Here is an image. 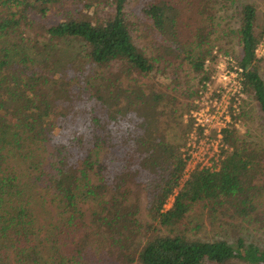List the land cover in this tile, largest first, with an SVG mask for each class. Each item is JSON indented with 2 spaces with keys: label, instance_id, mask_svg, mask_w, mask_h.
Wrapping results in <instances>:
<instances>
[{
  "label": "trees",
  "instance_id": "obj_1",
  "mask_svg": "<svg viewBox=\"0 0 264 264\" xmlns=\"http://www.w3.org/2000/svg\"><path fill=\"white\" fill-rule=\"evenodd\" d=\"M257 16V0H0V264H264ZM215 48L250 107L185 177L182 116Z\"/></svg>",
  "mask_w": 264,
  "mask_h": 264
},
{
  "label": "rangeland",
  "instance_id": "obj_2",
  "mask_svg": "<svg viewBox=\"0 0 264 264\" xmlns=\"http://www.w3.org/2000/svg\"><path fill=\"white\" fill-rule=\"evenodd\" d=\"M257 3V21L258 23H261L264 20V0H257ZM198 19L199 17H196V20ZM215 51L218 54V58L214 65L213 73L211 74V81L208 82L205 87L201 88L198 96L193 100L194 107L182 116V122L189 126V131L186 132L184 144L182 145V150L185 152V155L189 156L187 158L188 163L190 160L189 169H192V166H203L214 169L218 164L219 159V150L218 145L216 146L214 132L202 134V132L194 125L190 116V111L199 107L200 104L209 103L210 101L217 99L218 101H222V106L227 105L230 114V121H232L233 118L236 119L238 129L243 132L245 127L244 119L246 116H242V113L250 107V104H248V101L250 100L249 96L242 91L240 93L237 92L238 76L235 73L236 65L234 59L231 55L224 54L216 48ZM257 54L262 61V74L264 77V37L257 48ZM224 72L227 73L225 79L221 76ZM193 144L196 145V151L189 154ZM172 200L173 199L170 198L167 207H170ZM212 234V228L209 224L205 223L204 229L199 233V236H211Z\"/></svg>",
  "mask_w": 264,
  "mask_h": 264
},
{
  "label": "built area",
  "instance_id": "obj_3",
  "mask_svg": "<svg viewBox=\"0 0 264 264\" xmlns=\"http://www.w3.org/2000/svg\"><path fill=\"white\" fill-rule=\"evenodd\" d=\"M235 73L238 76L237 71H235ZM221 76L222 78L225 79L227 77V73L224 72L221 74ZM237 86H238L237 92L240 93L242 89L239 83V77H238ZM197 105H198V102H197ZM190 116L194 122V125L196 126V128H198L202 132V134H206L208 132H214L215 139H216V146L218 145L219 139L221 138L222 130L227 126L228 123L231 122L227 105L222 106V101H218L217 99L210 101L209 103L200 104L199 107H196L190 111ZM195 149H196V145L193 144L189 154H192V152L196 151ZM188 157L189 156H187V158ZM187 163H188V160H187ZM189 164H190V160H189L188 165H186L185 177H187L189 172L194 168V166H192V169H189L188 168L190 166Z\"/></svg>",
  "mask_w": 264,
  "mask_h": 264
}]
</instances>
